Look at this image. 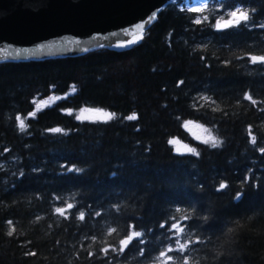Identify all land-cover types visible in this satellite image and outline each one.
Returning <instances> with one entry per match:
<instances>
[{
    "label": "trees",
    "instance_id": "obj_1",
    "mask_svg": "<svg viewBox=\"0 0 264 264\" xmlns=\"http://www.w3.org/2000/svg\"><path fill=\"white\" fill-rule=\"evenodd\" d=\"M206 2L210 10L193 13L170 0L128 49L0 62V264H103L85 259L83 248L91 244L87 251L95 253L105 241L118 242L109 226L130 224L146 232L155 255L164 243L159 223L186 213L193 233L211 237L192 253L199 264H216L218 256L221 264H264V156L247 137L252 127L264 146V103L243 99L248 92L264 101V67L247 59L264 55V32L214 27L222 6L237 2L264 24V0ZM51 95L59 98L36 109ZM84 106L113 119L78 121L72 111ZM133 113L137 120L123 119ZM186 121L211 130L220 146L194 140ZM169 139L200 154L176 152ZM220 183L228 187L217 191ZM61 201L85 211V221L75 208L70 220L55 215ZM93 234L95 243L84 240ZM137 247L120 264H141Z\"/></svg>",
    "mask_w": 264,
    "mask_h": 264
},
{
    "label": "water",
    "instance_id": "obj_2",
    "mask_svg": "<svg viewBox=\"0 0 264 264\" xmlns=\"http://www.w3.org/2000/svg\"><path fill=\"white\" fill-rule=\"evenodd\" d=\"M170 0H0V62L138 44Z\"/></svg>",
    "mask_w": 264,
    "mask_h": 264
},
{
    "label": "snow or ice",
    "instance_id": "obj_3",
    "mask_svg": "<svg viewBox=\"0 0 264 264\" xmlns=\"http://www.w3.org/2000/svg\"><path fill=\"white\" fill-rule=\"evenodd\" d=\"M230 8H234L235 10H230ZM192 11L193 13H199L202 11V9L194 8L192 9ZM225 12H227L228 15L227 19L223 18ZM219 14L221 15V20L216 21L214 24L215 29L218 31L231 28H235L238 30L239 26L243 24V26L246 27L249 31L259 29L260 31L264 32V24H260L254 19L255 10H253V12L251 13H249L247 10H242V7L238 2L232 5H228L227 3H225L222 6ZM205 20H207V18H205ZM194 23L196 25H199L202 23V20L199 18H194ZM247 59L250 60L253 65L259 64L264 67V55H252ZM183 83L184 81H180V84ZM201 99L209 101L210 103L214 102L211 101L209 97H201ZM243 99L249 101L254 106H258L260 103H264V101H257L256 99H254L248 92L244 93ZM260 111L264 112V108H260ZM84 113H90L93 117H95V119L104 121H111L114 116V113H109L99 108H85L81 110V115L76 116V120L82 121L90 118L89 116L84 115ZM28 115L31 116L33 115V113L30 112ZM123 119H126L127 121H135L138 119V117L135 113H133L131 115L123 117ZM15 120L19 122V127L21 130H23L25 124L21 117L17 115L15 117ZM48 131L59 133L61 132V129L52 128ZM205 131L207 132V135L203 139V143L205 145L210 144L213 148L220 146L222 142L213 136L212 131L208 129H205ZM257 135V133L253 132L252 127L248 128V142L253 146V149L255 151H258L261 156H264V146H261V142L260 140H258ZM261 139H264V137H262ZM178 143L179 142L174 139L168 140V144L170 145ZM181 147L183 148L184 152L191 153L194 156H198L200 154L195 148L189 147L187 144L182 145ZM180 150V148L176 149L177 152H179ZM5 151H7V149H5ZM64 167L67 172L75 171L76 173H79L82 171V169L75 166L69 167L65 165ZM23 175L24 173H21V176ZM245 179L248 183H251L254 180V177L249 175ZM226 187L228 186L224 183H220L217 191L224 190L226 189ZM242 198L243 192L237 191L234 198L235 201L239 202L240 200H242ZM53 199L60 200V197L55 196L53 197ZM61 205L62 206H56L54 208L55 215L63 218L64 220H70L74 215L72 210L75 208L79 213L77 218L82 222L85 221L86 213L85 211L80 210L78 206L74 205L73 203L64 204L63 201H61ZM116 207L117 210H119L118 206ZM176 211L179 212L180 209H176ZM261 214L264 215V212H262ZM95 215L97 217H100L101 213L96 212ZM40 219L41 217H36V220ZM192 219L193 216L186 213L182 217H177L175 215L169 216L165 218L163 222H160L158 226L163 231L158 239L162 238L164 243L158 246V253L155 255H152L148 252L146 232L136 230L135 224L126 225L122 231H118L117 228L109 226L107 235L112 236L113 234H116L119 237L118 242L105 241L106 246L99 248L95 253L87 251V247H91V244H89L87 247L83 248V251L87 253L85 259L91 258L92 261L103 260V264H120L119 258L125 255L131 247L138 246V256L143 258L141 264H149V258L151 259V264H199V261L195 260V258L192 256V253L196 251L199 246L210 243L211 237L206 240L204 237L198 236L193 233L191 230L192 226L189 223H186V221H191ZM249 219H251V217H249ZM204 220L207 221L208 217L205 216ZM6 223L10 226V230L7 232V235L12 236L16 230L14 221L12 219H8ZM151 231V228L147 229V232ZM228 232H233V229L229 228ZM193 236H195V238H193ZM84 240H90L95 243L97 240V236L95 234L90 236L86 235L84 237ZM57 243H59V241H57ZM25 255L36 256L37 253L30 251L26 252ZM221 259L222 257H216V264H221Z\"/></svg>",
    "mask_w": 264,
    "mask_h": 264
},
{
    "label": "rangeland",
    "instance_id": "obj_4",
    "mask_svg": "<svg viewBox=\"0 0 264 264\" xmlns=\"http://www.w3.org/2000/svg\"><path fill=\"white\" fill-rule=\"evenodd\" d=\"M182 3H183L181 5L182 8L190 9L191 11L194 8H200V9H202L201 12H203L205 10H210V8L212 7V4H209L208 2H206V0H182ZM230 10H235V9L232 8ZM242 10H245L244 7H242ZM201 12H199V13H201ZM223 18L224 19L228 18L227 13L223 15ZM218 20H221V16H220V18ZM57 98H59L57 95H51V96L47 97L46 99H43L42 101L38 102V105H37L36 109L41 108V107H43V106H45L47 104L53 103ZM85 108H92V107L84 106V107H81L79 109H76V110L72 111V113L76 117L78 115H81V110L85 109ZM93 109H95V108H93ZM84 115H87V116L90 117L87 120H98V119H95V117H93L92 114H90V113H84ZM184 127L187 129V131L189 132L190 136L194 140H196L198 142H200V141L203 142V139L207 135V132L205 131V129H208V128H206L205 126H202L200 124L186 121L184 123ZM174 140L178 141L179 143L178 144H173L172 145L173 149L176 151L177 148H180L181 150L179 152H184V150H183V148L181 146L185 145V144L180 142L177 139H174ZM189 147H191V146H189Z\"/></svg>",
    "mask_w": 264,
    "mask_h": 264
}]
</instances>
